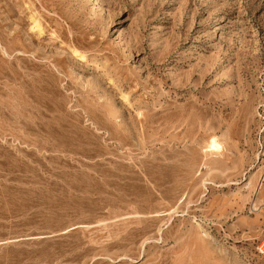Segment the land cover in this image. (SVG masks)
Wrapping results in <instances>:
<instances>
[{"label": "rangeland", "instance_id": "1", "mask_svg": "<svg viewBox=\"0 0 264 264\" xmlns=\"http://www.w3.org/2000/svg\"><path fill=\"white\" fill-rule=\"evenodd\" d=\"M259 246L264 0H0V264Z\"/></svg>", "mask_w": 264, "mask_h": 264}, {"label": "built area", "instance_id": "2", "mask_svg": "<svg viewBox=\"0 0 264 264\" xmlns=\"http://www.w3.org/2000/svg\"><path fill=\"white\" fill-rule=\"evenodd\" d=\"M259 251H260L261 253H263V252H264V246H259Z\"/></svg>", "mask_w": 264, "mask_h": 264}, {"label": "bare ground", "instance_id": "3", "mask_svg": "<svg viewBox=\"0 0 264 264\" xmlns=\"http://www.w3.org/2000/svg\"><path fill=\"white\" fill-rule=\"evenodd\" d=\"M213 139H211V141L208 143V146L210 147L213 144ZM263 244V243H262Z\"/></svg>", "mask_w": 264, "mask_h": 264}]
</instances>
